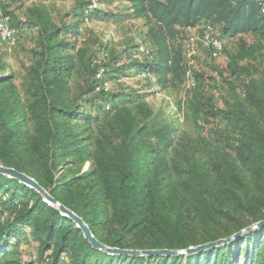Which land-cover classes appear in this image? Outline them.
<instances>
[{"label": "trees", "instance_id": "obj_1", "mask_svg": "<svg viewBox=\"0 0 264 264\" xmlns=\"http://www.w3.org/2000/svg\"><path fill=\"white\" fill-rule=\"evenodd\" d=\"M81 1V14L61 26L43 9L31 19L40 51L29 100L0 52V164L35 178L111 247L184 249L264 220V69L256 66L264 0H125L132 17L145 20L155 53L116 70L94 60V80L77 88L76 42L64 37L79 34L91 0ZM205 22L223 37L253 38L230 56L231 103L217 107L197 91L187 103L198 128L210 119L226 124L227 146L222 136L181 139L177 120L155 113L139 92L97 91L101 69L103 81H119L128 69L155 75L164 89L181 81L185 56L171 41ZM29 233L40 245L38 264H264V227L188 256L107 253L38 190L0 173V257Z\"/></svg>", "mask_w": 264, "mask_h": 264}, {"label": "rangeland", "instance_id": "obj_2", "mask_svg": "<svg viewBox=\"0 0 264 264\" xmlns=\"http://www.w3.org/2000/svg\"><path fill=\"white\" fill-rule=\"evenodd\" d=\"M91 1L97 4L91 20L85 22L80 15L79 34L76 37H64L76 42V49L71 54L77 66L72 79L77 88H85L88 82L94 80L89 68L94 60L101 65L107 64L108 70H116L124 64L145 61L146 53H155L145 20L132 17L127 1ZM83 5L81 0H0V12L10 15L19 30L18 44L8 46L1 43L0 52L4 55L9 69L16 73L17 83L26 100L31 98L32 67L38 59L36 54L40 51L39 28L32 25L31 19H34L38 10L43 9L50 13L55 24L61 26L75 14H81ZM218 33L223 37L220 27ZM201 38L202 28L197 27L184 30L177 39L171 41V45L176 49L181 48L185 56V73L181 81H174L170 87L164 89L156 83L155 75L137 76L134 70L128 69L119 81L111 82L112 91L139 92L145 95L155 113L169 120H177L181 139L198 140L201 136H222V143L227 146L230 133L226 131V124L220 127L219 119H210L202 122L198 128L190 118L187 103L191 94L196 91L210 97L217 107L223 108L231 103L229 84L237 83L229 70L230 56L238 51L243 38L249 43L253 42V38L223 37L225 51L219 58L211 57ZM190 43L193 45L192 49L187 47ZM127 48H132V51L127 53ZM129 55H132L131 59L128 58ZM115 57L119 60L123 58L124 61L116 65ZM256 66L264 69V53ZM192 78L198 81L195 88L190 86ZM18 242L16 247L10 249V255L0 257V264H38V240L29 233Z\"/></svg>", "mask_w": 264, "mask_h": 264}, {"label": "water", "instance_id": "obj_3", "mask_svg": "<svg viewBox=\"0 0 264 264\" xmlns=\"http://www.w3.org/2000/svg\"><path fill=\"white\" fill-rule=\"evenodd\" d=\"M0 173L7 175L12 178H16L20 180L21 182L25 183L26 185L35 188L38 190L42 196L44 197V200L47 201L49 204L56 206L60 209V211L64 214L72 218L77 225L83 230L85 237L91 242V244L99 248L107 253L110 254H124V255H132V256H188L195 253H198L200 251L209 250L212 248H215L217 246L230 243L244 234L251 232L253 230H256L260 227H264V220L255 222L243 229H241L238 232H235L232 235H229L224 238H220L214 241H209L206 243L198 244L196 246H190L188 248L184 249H146V250H139V249H121L118 247H111L104 243H102L92 232L90 226L83 220L82 217H80L78 214H76L73 210L69 209L65 205H63L60 201H58L55 197H53L48 190H46L40 183L30 175L21 172L15 168L7 167L3 164H0Z\"/></svg>", "mask_w": 264, "mask_h": 264}, {"label": "built area", "instance_id": "obj_4", "mask_svg": "<svg viewBox=\"0 0 264 264\" xmlns=\"http://www.w3.org/2000/svg\"><path fill=\"white\" fill-rule=\"evenodd\" d=\"M87 1V0H86ZM97 7L94 1H91L85 9V22L91 20V14ZM198 27L202 28L201 41L209 49L212 58H219L223 55L225 50V43L218 35V27L210 22L200 24ZM0 37L2 41L8 46H16L19 41V31L12 25L10 15L0 12ZM188 49H192L193 45L190 43L187 45ZM104 70L101 69L97 78L102 80L97 86V91H110L112 90L111 82L109 80L103 81ZM145 76V74H143ZM196 80L194 78L190 81V86L194 87Z\"/></svg>", "mask_w": 264, "mask_h": 264}]
</instances>
